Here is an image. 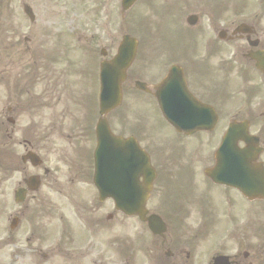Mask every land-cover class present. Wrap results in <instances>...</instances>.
<instances>
[{"label": "flooded vegetation", "instance_id": "obj_1", "mask_svg": "<svg viewBox=\"0 0 264 264\" xmlns=\"http://www.w3.org/2000/svg\"><path fill=\"white\" fill-rule=\"evenodd\" d=\"M162 10L171 28L160 30L158 44H147L166 59L154 84L180 67L184 88L201 109L213 107L217 116L212 130L189 136L165 125L174 132L167 151L157 147L143 127L121 126L124 136L135 137L146 151L153 147L151 163L157 177L147 207L164 222L165 234L152 235L147 224L127 218L123 235L117 236L109 224H115L118 215L106 214L102 223L100 206L95 204L81 210L85 216L70 230L65 225L55 229L40 220L52 218L58 204L35 203L20 206L16 213L20 224L6 246L0 243V251L11 249L13 264H264V72L254 60L264 56V0H171ZM171 36L172 43H167ZM137 70L143 73L141 66ZM64 81L51 72L48 91L30 98L33 150L42 140L61 152L64 139L93 142L96 103L89 98L96 97L95 82H90L92 91L73 92ZM141 99L159 110L153 95ZM21 100L13 85L12 105L7 108L13 123L4 132L9 153L0 163L1 187L11 180L20 187L16 163ZM233 124L237 135L218 159ZM89 154L85 152L88 163L81 173L86 178L92 175ZM107 204L115 209L112 201ZM89 211H95V218ZM56 238L61 245L53 251ZM116 253L121 255L118 260Z\"/></svg>", "mask_w": 264, "mask_h": 264}, {"label": "rangeland", "instance_id": "obj_2", "mask_svg": "<svg viewBox=\"0 0 264 264\" xmlns=\"http://www.w3.org/2000/svg\"><path fill=\"white\" fill-rule=\"evenodd\" d=\"M24 6L32 8L38 20L36 25H33L25 15ZM55 28H60L67 34L71 46L78 43V47L82 45L80 40L82 35L90 37L92 33L99 32L105 41L110 34L119 42L127 31V25L120 16V0H0V71L7 73L0 74V82L6 77L9 79L15 76L18 71L23 74L24 65H28L30 60L33 61L31 56L34 49L51 43L46 42L45 33ZM43 47L40 49L41 55L51 46ZM22 78L20 77V82L25 81ZM43 85L44 83L34 90L39 92L44 88ZM1 103L2 101L0 109ZM139 107V103L133 99L128 103V107L123 105L116 118L121 123L125 119L133 122L137 117L147 118L148 115ZM28 119L27 112L22 120L27 123ZM21 127V137L28 139V130H25L24 123ZM16 209L10 194L0 197L1 221L10 213H15Z\"/></svg>", "mask_w": 264, "mask_h": 264}, {"label": "water", "instance_id": "obj_3", "mask_svg": "<svg viewBox=\"0 0 264 264\" xmlns=\"http://www.w3.org/2000/svg\"><path fill=\"white\" fill-rule=\"evenodd\" d=\"M134 43V42H133ZM128 38L120 48V53L117 59L111 64L104 65L103 78L101 79V115H107L110 111L117 108L122 99L121 84L125 80L126 70L129 67L134 54L135 44ZM114 141L109 133L107 123L102 121L99 129V147L96 152L97 167L103 170V163H111L112 160L118 158V152L110 149L111 143ZM120 147V146H119ZM113 154V155H112ZM125 156V155H124ZM115 157V158H112ZM109 179H104V176L98 180V184L106 183Z\"/></svg>", "mask_w": 264, "mask_h": 264}]
</instances>
